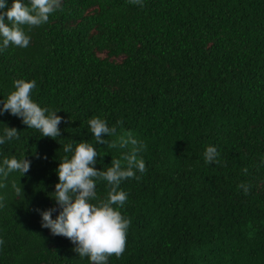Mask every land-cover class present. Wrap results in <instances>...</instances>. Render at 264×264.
Returning a JSON list of instances; mask_svg holds the SVG:
<instances>
[{
    "label": "trees",
    "instance_id": "trees-1",
    "mask_svg": "<svg viewBox=\"0 0 264 264\" xmlns=\"http://www.w3.org/2000/svg\"><path fill=\"white\" fill-rule=\"evenodd\" d=\"M142 4L61 0L46 23L22 26L26 48L0 51V102L14 81L34 80L31 99L62 118L53 140L0 116V137L4 127L19 133L0 145V166L31 161L22 176H0V264H90L42 228L35 209L59 214L56 169L72 155L64 145H93L98 171L130 151L98 145L93 117L109 127L122 121L118 135L130 131L146 145L138 156L146 171L121 182L127 201L113 205L131 223L124 253L108 264H264V0ZM208 146L220 163H205ZM108 191L96 182L100 200Z\"/></svg>",
    "mask_w": 264,
    "mask_h": 264
},
{
    "label": "clouds",
    "instance_id": "clouds-1",
    "mask_svg": "<svg viewBox=\"0 0 264 264\" xmlns=\"http://www.w3.org/2000/svg\"><path fill=\"white\" fill-rule=\"evenodd\" d=\"M132 4L143 6L142 0H130ZM61 0H29L25 5L21 0H13L11 7H6V0H0V51L10 44L26 48L30 43V37L23 30L24 25L40 26L46 23L49 16L60 8ZM7 18V23L5 22ZM15 90L12 91L6 101H2L0 116L8 113L21 118L27 128L39 130L41 136L52 138L60 137L58 125L62 118L56 115L57 111H50L40 107L31 99L32 90L36 82L23 79L13 82ZM47 113V114H46ZM90 132L98 145L107 144L109 148H128L130 151L120 159L111 161V166L106 170H96L98 152L88 142H73L64 145L67 155L58 164L56 174L58 183L54 186L52 196L59 206L60 211L55 219L52 218L55 208L44 211L35 209L41 216V227L50 231L53 236H61L75 245L73 251L79 257H87L90 264H108L111 256L119 258L125 251L127 230L131 223L118 210L127 201V193L120 190V184L126 179L136 178V171H146L145 162L138 158L146 145L134 137L132 132L118 135V126L123 122L118 120L116 125L109 127L107 122L99 117H93L87 121ZM117 136L112 142L102 137ZM19 139V133L15 128L4 127V136L0 137V145L7 140ZM220 153L215 146H208L204 152V160L207 164L220 163ZM47 159V157H43ZM31 161L25 158L18 160L15 157L4 158L0 166V176L7 178L11 172H19L22 175L30 171ZM245 171H247L245 169ZM106 181L109 186L107 197L100 200L96 192V182ZM0 187H5L0 184ZM245 194L249 192V186L239 185ZM12 188L17 196L23 197L22 185L13 182ZM3 200V197H0ZM97 201L93 204L91 201ZM113 205L118 206L114 208ZM3 207V204H0ZM3 241H0L2 244Z\"/></svg>",
    "mask_w": 264,
    "mask_h": 264
}]
</instances>
